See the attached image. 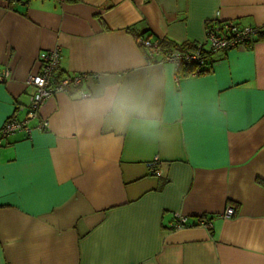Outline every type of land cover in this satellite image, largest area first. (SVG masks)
I'll return each mask as SVG.
<instances>
[{
	"label": "crops",
	"instance_id": "obj_1",
	"mask_svg": "<svg viewBox=\"0 0 264 264\" xmlns=\"http://www.w3.org/2000/svg\"><path fill=\"white\" fill-rule=\"evenodd\" d=\"M220 20L263 31L264 0H0V128L26 117L27 78L56 46L89 97L118 85L147 102L89 114L71 87L3 139L0 264H264V39L198 74L150 63L137 42L193 48Z\"/></svg>",
	"mask_w": 264,
	"mask_h": 264
},
{
	"label": "built area",
	"instance_id": "obj_2",
	"mask_svg": "<svg viewBox=\"0 0 264 264\" xmlns=\"http://www.w3.org/2000/svg\"><path fill=\"white\" fill-rule=\"evenodd\" d=\"M259 27L242 25L236 20H220L206 30L204 41L197 42L193 50H163L159 39L153 40L149 37L139 35L137 42L144 49L145 56L150 63H172L176 68L194 66L190 74H198L205 71V66L210 62V56L214 52L228 51L234 48L252 44L257 40ZM62 49L56 46L50 50H43L39 55L40 71L30 74L27 84L33 87L30 97V104L27 107V114L24 119L9 118L0 128V145L8 135L18 131H32L31 120L40 117V109L51 97L60 92H68L71 87L79 90L82 97H89L90 93L81 87L87 79V74L66 73L61 70ZM11 77L9 68L0 70V82H6ZM23 108V107H22ZM48 120H42L36 128L46 129ZM158 158L151 162L154 173H157L156 166ZM236 214L235 207H226L223 215L232 217ZM177 226L189 224L187 216L178 215ZM200 225L207 228L212 227L208 219H201Z\"/></svg>",
	"mask_w": 264,
	"mask_h": 264
},
{
	"label": "clouds",
	"instance_id": "obj_3",
	"mask_svg": "<svg viewBox=\"0 0 264 264\" xmlns=\"http://www.w3.org/2000/svg\"><path fill=\"white\" fill-rule=\"evenodd\" d=\"M85 110L89 114L111 113L117 118L126 119L133 114L142 115L147 107L146 100L130 88L106 87L95 96L85 98Z\"/></svg>",
	"mask_w": 264,
	"mask_h": 264
},
{
	"label": "trees",
	"instance_id": "obj_4",
	"mask_svg": "<svg viewBox=\"0 0 264 264\" xmlns=\"http://www.w3.org/2000/svg\"><path fill=\"white\" fill-rule=\"evenodd\" d=\"M65 1H67V2H78L79 0H65ZM139 35H142V36H146V37L151 38V36L146 35V34H139ZM139 35H137V36H139ZM158 39L161 41V46H162V49L163 50H171L170 48H172V47H177L178 50H180V49L193 50L195 48V46L192 48V47H190L189 44H186V43L181 44V45H178V44H175L174 42H172L170 40H167V39H162V38H158ZM261 39H264V30L262 31L259 28L257 40H261ZM179 69L182 72V74H189V73H191L193 71L194 66L193 65H191V66H184V67H181ZM205 71H201L200 73H203Z\"/></svg>",
	"mask_w": 264,
	"mask_h": 264
}]
</instances>
